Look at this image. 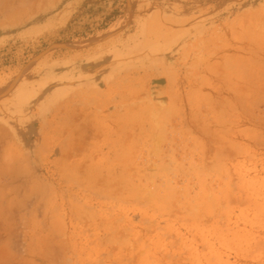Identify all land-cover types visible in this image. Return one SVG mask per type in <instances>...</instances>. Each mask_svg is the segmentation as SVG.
Instances as JSON below:
<instances>
[{
  "label": "rangeland",
  "instance_id": "rangeland-1",
  "mask_svg": "<svg viewBox=\"0 0 264 264\" xmlns=\"http://www.w3.org/2000/svg\"><path fill=\"white\" fill-rule=\"evenodd\" d=\"M263 31L264 0H0V264H264Z\"/></svg>",
  "mask_w": 264,
  "mask_h": 264
},
{
  "label": "bare ground",
  "instance_id": "bare-ground-1",
  "mask_svg": "<svg viewBox=\"0 0 264 264\" xmlns=\"http://www.w3.org/2000/svg\"><path fill=\"white\" fill-rule=\"evenodd\" d=\"M123 20H124V19H123ZM117 21H118V20H117ZM120 24H121V23H120ZM123 24H124V23H123ZM115 26H116V23L113 24V26L111 27V29L114 28ZM119 27H120V26H119ZM109 29H110V28H109ZM113 30H114V29H113ZM108 31H109V30H108ZM263 33H264V31H263ZM263 36H264V34H263ZM248 37H249V36H248ZM249 38H250V37H249ZM248 41H249V40H248ZM263 41H264V40H263ZM253 42H254V41H253ZM247 44H248V43H247ZM261 46H263V45H261ZM245 47H246V46H245ZM247 49H248V48H247ZM262 50H263V49H262ZM242 51H243V50H242ZM250 52H251V51H250ZM262 52H263V51H262ZM262 52H261V53H262ZM262 54H263V53H262ZM210 66H211V65H210ZM260 92H261V89H260ZM261 96H262V95H261ZM153 115H154V114H153ZM162 119H163V118H162ZM158 140H159V139H158ZM158 140H157V141H158ZM160 141H161V140H160ZM132 142H134V141H132ZM154 143H155V142H154ZM157 143H158V142H157ZM132 145H133V144H132ZM156 149H157V148H156ZM150 156H151V155H150ZM174 157H175V156H174ZM151 164H152V163H151ZM151 164H150V166H151ZM162 164H163V163H162ZM181 164H182V163H181ZM152 165H153V164H152ZM167 166H168V165H167ZM151 167H152V166H151ZM153 167H154V166H153ZM156 168H157V167H156ZM168 168H169V167H168ZM148 169H149V168H148ZM158 169H159V168H158ZM158 169H157V170H158ZM160 169H162V168H160ZM164 169H166V165H165ZM170 169H171V168H170ZM170 169H169V170H170ZM154 170H155V172L150 171L151 174H152V177H151L152 179H151V180H153V174H154V175L156 174V169H155V167H154ZM154 170H153V171H154ZM159 171H160V170H159ZM165 171H166V170H165ZM150 176H151V175H150ZM150 176H149V177H150ZM149 179H150V178H149ZM145 187H147V185H146ZM138 188H139V187H138ZM141 188H142V187H141ZM146 189H147V188H146ZM148 189H149V188H148ZM141 190H142V189H141ZM152 191L154 192V190H152ZM133 192H135V190H134ZM139 192H140V191H139ZM146 192H147V191H146ZM146 192H145V193H146ZM150 192H151V189H150ZM124 193H125V192H124ZM135 194H136V193H135ZM148 194H149V193H148ZM146 195H147V194H146ZM152 195H153V194H152ZM152 195H151V196H152ZM124 196H125V195H124ZM127 196H128V195H127ZM142 196H145V195H142ZM149 196H150V195H149ZM147 197H148V196H147ZM132 198H133V197H132ZM148 198H149V197H148ZM158 200H159V199H158ZM157 202H158V201H157ZM163 202H164V201H163ZM157 204H158V203H157ZM160 205H161V204H160ZM156 206H157V205H156ZM154 207H155V206H154ZM154 207H153V208H154ZM117 238H118V237H117Z\"/></svg>",
  "mask_w": 264,
  "mask_h": 264
}]
</instances>
